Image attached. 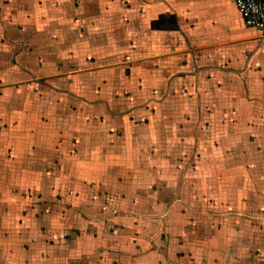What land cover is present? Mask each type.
<instances>
[{
    "label": "crops",
    "instance_id": "1",
    "mask_svg": "<svg viewBox=\"0 0 264 264\" xmlns=\"http://www.w3.org/2000/svg\"><path fill=\"white\" fill-rule=\"evenodd\" d=\"M216 12L223 20L211 24ZM220 48L226 51L221 59ZM219 60L230 65L222 68ZM228 66L231 72L225 71ZM240 68L258 73V109L249 101L245 112V120H257L250 124L257 135L243 138L239 150L234 133L229 134L227 187L234 186L237 174L242 182L255 179L264 190V34L244 23L233 0H0L2 264H264V245L250 242L261 230L243 227L247 221L236 229L234 213L226 215L232 222L224 244L176 243L181 236H173L172 229L184 232L190 217L172 207L188 204L191 197L179 195L172 203L162 180V196L155 189L144 196L139 188L130 197L127 192L119 200L116 194L107 199L101 197L107 184L92 183L90 177L114 172L121 159L140 157L163 159L158 167L148 163L150 177L155 168L169 173L170 159L183 156L187 142L170 128L161 133L154 117H148L152 134L147 136L134 134L138 118L127 114L104 121L91 116L90 95L99 99L102 73H147L149 95L155 73H203L206 79L198 85L213 93L218 73ZM136 84L123 82L135 100ZM136 105L133 101L129 108ZM172 122L164 119L163 125ZM113 127L122 133H110ZM176 148L181 150L174 156ZM92 157L99 158L93 165ZM44 202L50 206L42 213ZM143 205L147 212L137 210ZM119 206L133 210L121 214ZM239 236L245 239L236 241Z\"/></svg>",
    "mask_w": 264,
    "mask_h": 264
},
{
    "label": "rangeland",
    "instance_id": "2",
    "mask_svg": "<svg viewBox=\"0 0 264 264\" xmlns=\"http://www.w3.org/2000/svg\"><path fill=\"white\" fill-rule=\"evenodd\" d=\"M221 20H223L222 14L216 12L212 14L210 21L212 24ZM212 33L214 34L216 31ZM220 39L223 38L220 37ZM225 53L226 51L224 52L220 48L218 53L220 59ZM249 55L251 54H247L248 57H250ZM219 61V66L222 68H225V65L229 64V62L222 64L221 60ZM125 64L130 63L125 62ZM229 67L224 70L231 72L232 68ZM233 70H236L235 73H233L234 71L232 73H223L225 71H221L217 74V81L214 84L218 85H215L217 87L216 90L214 89L216 88L215 86L211 89L213 93H205L198 85V81H201L203 77L206 79V74L155 73L154 84L149 86L153 88L151 95L146 92L147 73H122L123 75L120 73H102L97 83L100 86L98 87L100 90L98 93L99 99L92 93L90 95V104L93 107V115L91 116L96 120L104 121L106 118L123 117L127 114L128 118H138L137 121L140 127L137 131L134 130V134L147 136L152 134L147 125L148 117H154L159 124V128L162 130L161 133L170 128L171 135H185L187 142H184L186 150L182 153L183 156H175L181 150H177L178 148L172 153L177 158L170 159V167L172 169L169 173H163L162 167L161 170L155 168V172L150 177L148 163L150 164L154 161L155 166L158 167L162 165L163 159L140 157L137 159H127L129 162H134L131 167L128 166L130 164L127 160L121 159L113 169L114 172L90 174L92 183L99 181L107 184L105 185L109 191L102 190L101 197L106 196L108 199L110 195L116 194L117 198L121 197L122 194H127V192H129L128 196L130 197L132 192H138L139 188L144 189L142 190L144 196L149 192L152 193L151 189H155L153 191L162 196L164 193L162 190V180H165L166 183L164 185L169 187L167 190L170 192L172 203H175L179 195L191 197V200L184 202L188 204L183 205V203V206L173 205L172 207L177 212L183 211V214H188L186 216L190 217V221L186 222L184 232H176L172 229L171 234L173 236H181L180 238L176 237V243L177 241H194L201 242L202 246L204 242H209L206 246L224 244L226 241V237L224 236L226 225L228 223L230 225L232 222L231 218L226 215L231 216L234 213L235 220L232 223L233 226L236 229H241L243 225L242 221H247L243 227H247V229L252 231L261 230V234L254 236L250 239V242L253 247L263 246L264 204L261 206L258 202L260 199L264 200L263 188H261L262 190L259 188L255 179L242 182V175L237 174L235 175L234 186L232 187V182H230L231 187H227V181L230 178L226 171L225 152L231 148L229 134L234 133L233 136H235L237 141L235 147L239 150L242 149V141L246 137L251 135L252 138L254 135H257V132L254 134L253 129H251L252 127L250 128V124L257 125V120L255 119L253 122L249 121L250 118L245 120V112L247 111L249 101L251 109H258L259 101L257 87L258 73H244L241 68ZM126 74L132 77H125L124 75ZM183 76L186 77L183 79ZM126 79L133 86L137 83L136 90L139 93L137 100H135L133 89L126 88L128 86L123 85ZM253 81H256V84L251 86ZM105 83L111 86L110 92L107 88H103L106 85ZM202 88L208 90L204 86ZM212 95L213 98H211ZM215 97L218 103H214ZM152 98L154 101H152ZM231 99H233L232 102H230ZM133 101L137 104L133 109L139 107V115L137 117L133 109L129 108L133 105ZM99 104L101 106L97 109ZM117 104L120 105V110H115ZM123 105L125 108H123ZM164 119H171L173 122L170 126H164ZM180 119L184 120L178 122ZM181 122L182 124L179 125ZM245 132L247 135H244ZM110 133L118 134L122 132L113 127L110 128ZM172 147H175L174 143H172ZM91 160L93 165L97 163L99 158L92 157ZM119 163L122 165L118 166ZM93 170L96 171L95 168ZM211 170H214V172L212 173ZM184 181L188 182V186H186ZM111 186L118 187V190L114 189L116 192H111ZM94 193H96V197L99 196L97 192ZM27 194L29 195L30 192L28 191ZM112 197L114 198V196ZM119 199L117 198V200ZM48 205L50 206L47 202L42 204L41 207L44 208L42 213L48 212L46 210L49 209ZM132 207L124 206L122 208L119 206V210L116 211L123 214L130 209L133 210ZM61 210L62 208L60 212ZM137 210L147 212V206H137ZM107 214L109 213L107 212ZM183 234L186 237H182ZM244 239L242 236L236 237V241L238 242ZM32 260V262H35V257ZM43 260L50 261V254L43 253ZM2 263V251H0V264ZM42 263L44 264V261Z\"/></svg>",
    "mask_w": 264,
    "mask_h": 264
},
{
    "label": "built area",
    "instance_id": "3",
    "mask_svg": "<svg viewBox=\"0 0 264 264\" xmlns=\"http://www.w3.org/2000/svg\"><path fill=\"white\" fill-rule=\"evenodd\" d=\"M244 23L264 34V0H233Z\"/></svg>",
    "mask_w": 264,
    "mask_h": 264
}]
</instances>
